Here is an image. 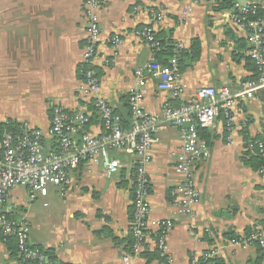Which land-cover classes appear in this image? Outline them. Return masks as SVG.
<instances>
[{
  "label": "crops",
  "instance_id": "0c3cea01",
  "mask_svg": "<svg viewBox=\"0 0 264 264\" xmlns=\"http://www.w3.org/2000/svg\"><path fill=\"white\" fill-rule=\"evenodd\" d=\"M240 1L259 2L264 11V0ZM153 12L163 19L156 23ZM230 14L231 8L216 0H101L94 63L100 96L129 128V91L136 71L151 61L150 49L138 36L148 26L159 39L182 44L189 51L187 60L194 43L200 46L198 59L182 73L184 93L179 99L172 100L146 75L143 107L149 114L160 115L167 103H188L200 88L239 91L256 77L247 61L246 33L231 22ZM86 43L83 0H0V123L13 122L21 133L47 130L54 109L61 107L87 114L89 132L99 135L103 127L93 118L94 99L82 91ZM232 116L231 131L224 115L208 128L210 157L195 164L201 197L194 216L181 212L180 199L172 195L182 182L175 166L184 129L166 126L158 134L147 166L151 193L145 252L159 254V239L165 237L162 263L132 254L137 165L132 154L116 153L120 169L111 178L99 164H81L71 172L65 192L52 187L45 199L30 201L26 190L17 188L8 198L11 214L28 221L30 244L54 255L56 264H124L125 254L132 255L133 264H190L206 254L226 264H251L260 255L258 247H243L227 236L243 239L256 226L264 231V176L245 162L251 156L247 143L262 137L264 90L254 99L238 101ZM161 221H170L172 228H158ZM0 264H20L1 239Z\"/></svg>",
  "mask_w": 264,
  "mask_h": 264
},
{
  "label": "built area",
  "instance_id": "2783aa9c",
  "mask_svg": "<svg viewBox=\"0 0 264 264\" xmlns=\"http://www.w3.org/2000/svg\"><path fill=\"white\" fill-rule=\"evenodd\" d=\"M223 3L225 0H216ZM87 43L83 53L84 84L82 91L94 99L96 113L102 123V132L93 135L89 132L90 117L81 112H69L61 107L54 109L50 127L47 130H31L18 134L12 130L3 132L0 153V239L7 242L13 239L21 257L20 264H52L40 249L29 242L30 226L27 220H15L8 198L11 191L25 189L30 201L48 197L52 187L65 192L71 184V172L81 164L93 163L102 166L107 178L114 176L120 169L116 153L124 152L137 158L133 171L134 198L132 215L133 256H140L147 250L149 238L148 221L150 214L149 196L151 193L150 178L147 166L151 163V149L159 142L158 134L166 126L184 129L182 147L177 157L175 169L182 176L181 184L172 192L173 197L180 199L181 212L194 216L193 207L199 202L201 193L195 181V164L210 157L211 147L199 135V129L212 127L220 115L227 120L231 131L232 109L240 100L254 99L264 90V17L259 15V2L242 3L231 0V22L246 33L247 54L257 67L256 79L245 83L237 92L225 87H204L196 91L191 100L179 107L167 103L160 115L149 114L143 107L146 75L157 81L161 91H168L172 100L179 99L184 93L181 82L182 73L179 59L184 51L182 44H176L174 54L165 67L156 60L159 43L155 38L152 26L145 27L138 36L151 51V61L136 71L137 80L129 91L130 127H124V119L117 114L100 96L101 80L95 72L94 63L98 54L100 41V21L98 10L101 0H83ZM157 23L163 19L162 14L152 13ZM114 44H120L118 39ZM9 124V123H7ZM231 141V136L229 137ZM247 150L264 158V129L262 137L250 140ZM261 174L263 172H260ZM264 176V174H262ZM44 207H48L45 202ZM165 232L172 228L170 221L156 224ZM243 247L256 244L264 250V231L256 226L248 236L235 242ZM160 257L164 258L165 237L159 239ZM212 258V254H206ZM124 264H133L132 255L123 256ZM190 264H199L193 259Z\"/></svg>",
  "mask_w": 264,
  "mask_h": 264
},
{
  "label": "trees",
  "instance_id": "16d2710c",
  "mask_svg": "<svg viewBox=\"0 0 264 264\" xmlns=\"http://www.w3.org/2000/svg\"><path fill=\"white\" fill-rule=\"evenodd\" d=\"M221 5H222V8H224V9L225 8L226 9H228V8L232 9V7H233V3L231 2V0H225L223 3H221ZM259 15L261 17H264V11L262 10V8L259 10ZM155 38L160 45L159 51L156 53V60L162 66L167 67V66H169V61L174 54L175 45L177 43H175L171 40L167 41L165 39L164 40L159 39L158 35L156 33H155ZM190 52H192V57L190 60L186 59V56L189 55V51H187V50H184L180 56L179 68H180L181 73H183V71H185V69H187L190 65H192V62L194 61V59H198L199 54H200V46H199L198 42L194 43L193 48L190 50ZM247 61L249 63V66L252 67L253 74L255 75V77H257L258 71H257V67L255 66L254 62L251 60V58L249 56L247 57ZM93 118L96 121H97V119H100V117L97 113L93 116ZM130 118H131V114H130ZM124 122H125V120H124ZM91 123L92 122L90 120V124ZM124 127L126 129H128L125 125H124ZM5 129L12 130L18 134H21V132H22V129L20 128V126L13 123V122H9V124H1L0 123V137L2 136ZM199 135H200V138L209 145V143L211 141V134H210L209 130L201 128V129H199ZM245 162L247 165L252 167L255 171L263 172L262 174H264V158L263 157L259 156L258 154H251V156ZM251 232L252 231H249V233H247V236H249L251 234ZM227 237H229V239L233 242H236L239 240V238L237 236H234L233 234H230ZM133 242L134 241L132 240L131 246L133 245ZM5 243L7 244L8 249L11 252L12 256L14 258H17L19 263H22V260H21V257L19 255L18 248H17V242L13 239H9ZM255 246L258 247L260 255H259L258 259L256 261L252 262L251 264H263L264 263V250L261 249L257 244ZM131 250H132V247H131ZM41 252H43V254L47 257V259L50 263H52V264L57 263L55 261L54 255H51L48 251L46 252V251L41 250ZM141 255H143V257H145L147 259H150L151 261H153L155 259H158V261L160 263H162L164 261L163 258H160V254H158L157 252H154V253L143 252ZM198 263L199 264H226L223 261V259H221V258H209L208 259L205 256L199 258Z\"/></svg>",
  "mask_w": 264,
  "mask_h": 264
},
{
  "label": "water",
  "instance_id": "95a60500",
  "mask_svg": "<svg viewBox=\"0 0 264 264\" xmlns=\"http://www.w3.org/2000/svg\"><path fill=\"white\" fill-rule=\"evenodd\" d=\"M182 128H183V129H188V128H189V124H187V123L183 124V125H182Z\"/></svg>",
  "mask_w": 264,
  "mask_h": 264
}]
</instances>
